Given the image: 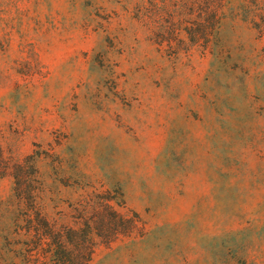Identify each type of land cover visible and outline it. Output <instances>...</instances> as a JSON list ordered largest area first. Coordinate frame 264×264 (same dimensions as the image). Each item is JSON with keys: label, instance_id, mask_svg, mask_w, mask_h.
<instances>
[{"label": "rangeland", "instance_id": "obj_1", "mask_svg": "<svg viewBox=\"0 0 264 264\" xmlns=\"http://www.w3.org/2000/svg\"><path fill=\"white\" fill-rule=\"evenodd\" d=\"M236 1L0 0V264L29 253V155L57 224L79 187L139 216L87 264H264V20Z\"/></svg>", "mask_w": 264, "mask_h": 264}, {"label": "trees", "instance_id": "obj_2", "mask_svg": "<svg viewBox=\"0 0 264 264\" xmlns=\"http://www.w3.org/2000/svg\"><path fill=\"white\" fill-rule=\"evenodd\" d=\"M209 24L214 22V8L209 0ZM250 20H264V0H237L236 5ZM264 34V22L257 26ZM35 159L29 155L22 162L10 167L12 190L22 203L27 205V235L30 240L26 264H87L98 238L105 247L113 242L148 236L139 216L117 211L111 204L113 196L106 190L95 191L79 187L72 200L59 210L57 218L46 213L49 185L35 168ZM0 164V170H6ZM28 170V171H27Z\"/></svg>", "mask_w": 264, "mask_h": 264}]
</instances>
